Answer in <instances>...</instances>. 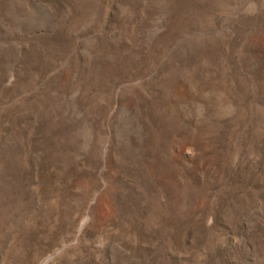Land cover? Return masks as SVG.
<instances>
[{"label": "rangeland", "instance_id": "obj_1", "mask_svg": "<svg viewBox=\"0 0 264 264\" xmlns=\"http://www.w3.org/2000/svg\"><path fill=\"white\" fill-rule=\"evenodd\" d=\"M0 264H264V0H0Z\"/></svg>", "mask_w": 264, "mask_h": 264}]
</instances>
